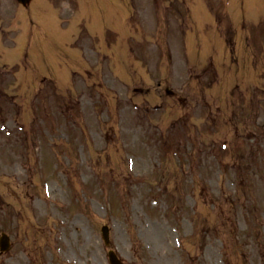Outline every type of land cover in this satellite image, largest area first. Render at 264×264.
<instances>
[{"label":"rangeland","instance_id":"1","mask_svg":"<svg viewBox=\"0 0 264 264\" xmlns=\"http://www.w3.org/2000/svg\"><path fill=\"white\" fill-rule=\"evenodd\" d=\"M76 1L69 5L80 10L64 9L66 0H31L29 9L16 7L20 0H0V66L17 71L13 82L0 72V234L6 233L10 243L7 252H0V264H109L106 254L110 249L122 264H264V137L257 134L258 129L264 130V102L246 98L247 104L241 105L240 99L219 102L213 97L223 98L225 90L220 83L227 84L234 74V63L230 64L221 36L210 22L216 12L211 4L221 1L193 0L204 9H193L192 17L178 26L177 9L183 11L189 0H168L167 8L165 0H131L132 6L125 8L121 0H89L87 8L88 0ZM226 5L234 22L245 20V29L253 36L248 46L256 49L254 53L261 51L258 61L251 64L255 71L248 70L246 75L239 66L235 70L234 83L247 89L253 86L249 94L253 99L260 94L255 88L257 92L264 89V0H226ZM131 7L143 12L134 22L127 17ZM164 9L176 10L163 25L160 13ZM199 14L197 22L195 15ZM130 25H137L147 35L163 29L167 34L157 37V47L147 46L143 54V47L133 46L131 39L120 42L117 38L126 36L120 32ZM187 27L189 34H185ZM92 34L97 38L107 35L110 53L119 58L116 76L107 59L112 56L96 52L103 48V39L98 41ZM241 40L239 37L235 44L238 52H242ZM185 43L191 60L198 56L196 61L203 63L213 57L219 84L213 81L217 75L203 80L204 89L199 85L202 80L189 78L197 69L193 67L191 74L186 71L188 64L181 58ZM164 44H169L173 53L168 65L163 61ZM131 49L144 55L141 61ZM83 56L90 62L85 63ZM164 74L174 96L160 99L151 91L147 101L174 107L167 111L166 122L157 124L158 138L173 132L171 117L185 115L182 123L187 120L189 136L182 137L177 147L172 139L161 145L151 140L152 130L144 125L138 131L132 118L137 107L133 102L142 100L133 86H149L151 76ZM179 85L188 86L194 95L178 90ZM181 96L184 103L176 101ZM119 103L126 108L117 116L110 107ZM239 105L248 111L241 112ZM142 106L145 112L140 106L135 112L163 119L160 111L149 110L145 102ZM229 107L241 114L235 110L236 116H241L238 125L246 120L243 130H253L256 135L250 139L247 133L238 145L223 150L222 139L233 136L236 119L232 116L230 123L225 122ZM82 110L81 121L87 125L76 127L68 111L77 114L79 122ZM35 117L42 119L32 126ZM20 122L26 136H22ZM105 124L113 130L102 129ZM75 138L80 143L74 142ZM33 145L44 147V151L39 162L34 155L31 170L28 155L34 154ZM80 145L82 149L76 150ZM61 149L68 150V155ZM238 152L246 156L237 157ZM11 153L17 156L9 157ZM224 155L236 156L240 167L245 162L251 167L239 172L241 181L233 175V168L219 166ZM21 156L26 157L22 167L17 164ZM84 175L85 185L92 182V189L83 187ZM96 179L104 185L101 192L94 184ZM82 189L88 193L80 192ZM154 192L160 199L152 200ZM240 197H245L244 206L236 204ZM104 224L109 227L108 245L101 238ZM208 232L218 235L222 244L207 239Z\"/></svg>","mask_w":264,"mask_h":264},{"label":"bare ground","instance_id":"2","mask_svg":"<svg viewBox=\"0 0 264 264\" xmlns=\"http://www.w3.org/2000/svg\"><path fill=\"white\" fill-rule=\"evenodd\" d=\"M191 2H192V4H191L192 7H195L197 5H200V4H196L194 1H191ZM201 16H203V14H201ZM197 19L200 20L201 17H197Z\"/></svg>","mask_w":264,"mask_h":264}]
</instances>
